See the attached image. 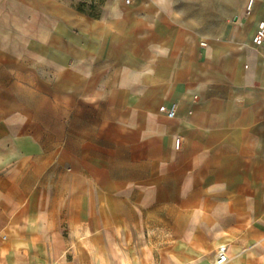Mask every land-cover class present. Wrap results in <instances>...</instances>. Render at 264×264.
<instances>
[{"label":"crops","instance_id":"1","mask_svg":"<svg viewBox=\"0 0 264 264\" xmlns=\"http://www.w3.org/2000/svg\"><path fill=\"white\" fill-rule=\"evenodd\" d=\"M204 1L0 27V264H264V0Z\"/></svg>","mask_w":264,"mask_h":264},{"label":"rangeland","instance_id":"2","mask_svg":"<svg viewBox=\"0 0 264 264\" xmlns=\"http://www.w3.org/2000/svg\"><path fill=\"white\" fill-rule=\"evenodd\" d=\"M111 3L114 6L117 4L116 0H1L0 27L13 34L19 29L23 30L26 25H32V21L42 16H56L58 12L65 14L66 22L77 11L98 18L109 8ZM246 5V0L244 2L228 0L223 4L207 0L204 1V12L223 11L226 17L225 21L232 23L234 14L247 12ZM205 22L215 23L216 21L204 19Z\"/></svg>","mask_w":264,"mask_h":264},{"label":"built area","instance_id":"3","mask_svg":"<svg viewBox=\"0 0 264 264\" xmlns=\"http://www.w3.org/2000/svg\"><path fill=\"white\" fill-rule=\"evenodd\" d=\"M253 0H249L247 9L251 7ZM251 43L257 48L264 49V21L257 27L254 34L251 37ZM160 111L164 112L168 117L174 114L173 107L167 108L165 106L160 107ZM179 145V140L176 139V146ZM227 256L225 253V246H220L216 255V264H222L226 261Z\"/></svg>","mask_w":264,"mask_h":264}]
</instances>
